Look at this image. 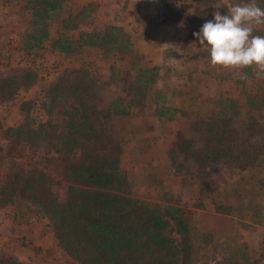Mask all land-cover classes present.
I'll list each match as a JSON object with an SVG mask.
<instances>
[{
	"label": "trees",
	"instance_id": "1",
	"mask_svg": "<svg viewBox=\"0 0 264 264\" xmlns=\"http://www.w3.org/2000/svg\"><path fill=\"white\" fill-rule=\"evenodd\" d=\"M24 9L32 17L33 46L48 41L51 51L67 58L80 55L85 47L97 49L109 64V75L102 82L85 65L66 68L33 99L19 103L13 126H0V140L15 146L14 152L4 155L9 162L0 170V211L11 222L21 223L27 216L31 217L26 224L46 220L62 264H196L183 212L143 197L124 163L126 144L119 134L125 130L116 126V120L134 117L164 97L151 90L155 82L146 69H137L130 82L117 80L111 58L126 48L119 40L125 37L122 30L114 26L102 32L79 30L71 40L68 33L85 19L86 5L74 12L66 0H25ZM199 9L198 16L211 14L209 7ZM53 11L63 15L54 25L48 21ZM51 30L55 31L50 34ZM29 47L24 43L22 51ZM28 77L23 73V81ZM22 85L28 89L33 82L21 84L15 77H4L0 93L13 98ZM243 97L241 104L218 100L205 121L192 123L195 137H177L179 146L169 156L171 167L179 172L185 162L221 163L240 172L264 174V90ZM197 142L200 145L194 147ZM23 153L30 159L28 169L10 160ZM159 187H146L147 193ZM171 231L177 241L168 234ZM0 264L23 263L8 256L1 257Z\"/></svg>",
	"mask_w": 264,
	"mask_h": 264
},
{
	"label": "rangeland",
	"instance_id": "2",
	"mask_svg": "<svg viewBox=\"0 0 264 264\" xmlns=\"http://www.w3.org/2000/svg\"><path fill=\"white\" fill-rule=\"evenodd\" d=\"M6 1L0 2V11L8 7L13 0ZM133 1L135 3L136 1L140 2V0ZM245 2L246 0H194L193 7L176 12L177 14L174 16L175 13L167 12L174 4L168 0L164 1L165 14L163 13L162 20L168 22L175 19L176 21L188 22L186 31L189 35L187 37H194V32H198L205 22L213 19V12L219 10L223 14L231 5ZM255 2L264 8V0H255ZM66 4L74 12L80 11L86 5L85 19L77 25V29L68 33L71 40L76 39L79 30L90 31L94 28L95 32H102L107 27L120 28L125 37L120 36L119 40L124 41L126 48L122 49L121 46L117 45L116 47L122 50L114 52L111 58L116 69L117 80L130 82L137 73V69H146L151 73V79L154 82L156 80L159 82L158 85L156 82V86L153 85L151 90L160 91L164 97V92L169 89L166 85L169 67L163 65V61L160 62V66L156 63L150 68L142 66L141 50L145 48V44L143 45V38L137 34V31L127 29L128 22L124 21L130 15L127 3L119 11L121 13L120 20L115 17V14H111V0H66ZM203 5L204 8L209 7L210 15L203 13L198 16L199 8H202ZM26 16L21 29V39L14 40L11 47L5 44L6 39L1 38L2 40H0V79L10 76L15 77L21 84L33 82V85L28 89L23 88L22 85L13 98L0 93V126L2 129L11 127L18 121V105L21 101L33 99L40 89L64 69H77L79 66L85 65L86 70L102 82H106V77L109 75V64L102 61L101 53L97 49L85 47L80 55H72L67 58L51 51L48 47V41L37 42L36 46H33L34 39L29 37L32 33V27L29 25L32 18L31 13L28 12ZM60 16H63L60 11L50 12L48 14L49 23L56 24L61 18ZM134 16L132 15L130 18L133 19ZM53 31L51 30L50 34ZM178 33L179 30H177ZM254 34H264V26H260ZM25 39L30 40L27 42ZM15 42L21 45L18 50ZM24 43L30 47L22 51ZM229 71H224L222 74L224 80H226L225 77L232 74V71ZM23 73L29 74L28 82L23 81ZM238 74L240 77L237 80L225 82L223 85L225 92L219 96L217 101L221 100L223 103V100H232L241 104L245 102L243 93L257 94L264 90V80L256 78L254 69H244ZM145 100L146 102L150 101L149 95ZM159 100L156 98L155 105L150 103L145 109H140L138 115L130 118H119L115 122L116 126L121 127L123 131L125 130L119 134V137H122L126 144L124 163L139 185V193L143 194L145 198L173 205L183 212L190 226L188 236L196 264H263L264 245L258 248L247 245L243 234L238 235L232 220H227V218L234 216L235 214L232 215V212L237 210L241 211L242 215L246 212H252L251 222L264 227V174L242 173L221 163H203L195 166L192 162L181 163L180 171L177 172L175 165L174 168L171 167L169 161L170 153L175 150V146H179L177 141L175 142L176 138L179 136L195 137L196 134L190 131L192 123L206 119L186 122L179 119V115L169 108H165L168 110L167 112L159 110V107H164V102ZM152 106L159 116L157 122L152 120L154 112ZM241 112L243 113V110ZM168 117L170 119H167ZM0 138H2L1 129ZM156 138L157 141L152 140ZM1 140L0 170L9 162L4 158V155L15 151V146ZM199 145L200 143L197 142L194 147ZM25 155L26 153L23 155L13 154L10 156V160L22 169H28L30 168V159L24 158ZM177 161V163L181 162V160ZM150 176L152 180L149 179ZM153 185L160 187L148 194L146 189ZM221 187H224L226 191L218 197L216 191ZM216 196L221 203H225L219 204L221 205L218 206L219 211L214 209L217 206H213L216 204ZM243 200L255 202L250 206L246 204L244 207L239 205L227 206L230 203H239ZM213 212L221 213L220 218L212 214ZM223 216H227V218H221ZM30 217H24L25 221L21 223L11 222L8 214L5 211H0V256L2 258L11 256L23 264H62L64 258L54 246L47 221L35 219L26 224ZM240 228L242 229V227ZM168 234L174 241L178 240L177 235L172 231Z\"/></svg>",
	"mask_w": 264,
	"mask_h": 264
},
{
	"label": "crops",
	"instance_id": "3",
	"mask_svg": "<svg viewBox=\"0 0 264 264\" xmlns=\"http://www.w3.org/2000/svg\"><path fill=\"white\" fill-rule=\"evenodd\" d=\"M2 1L7 2L6 0H0V2ZM24 1L13 0L8 7L0 11V40H2L1 38L6 39L5 44H8V47L13 45L14 40L21 39V29L27 17L26 14L29 12L24 9ZM164 1L168 0H140L136 3L133 0H111V14H115V17L120 20L121 13L119 11L127 3L128 13L130 14L129 18L124 19L128 22L127 29L137 31V34L143 38V45L145 44V48L141 50L142 66L150 68L155 66V63L160 66V62L163 61V65L169 67L168 82L166 84L169 89L164 92L163 106L175 111L179 115V119L186 122L205 120L209 117L211 111L216 108L214 104L217 103L219 96L225 92L223 88L225 82L229 83V81L237 80L240 77L238 73L241 70H230L232 74L225 77L227 81L224 80L222 74H224V71L228 72L229 70L210 67L206 54L198 49L199 45L196 43L195 38L187 37L189 35L186 31L188 22L182 20L164 22L162 20L165 7ZM169 1L174 3L170 11L177 14L176 12L193 7L194 0ZM5 2L4 4L7 5ZM132 15H135L133 19L130 18ZM177 30H179L178 34ZM16 44L18 50L21 45ZM154 85L156 86V84ZM153 108L152 106V110H154L152 120L157 122L159 116L155 114ZM149 112L151 113V111ZM152 140L157 141V138ZM259 174L258 172L257 175ZM225 191L226 189L221 187L216 191V194L220 197ZM217 196L215 197L216 204L213 205L217 207H211L219 211L218 206H221L219 204L223 205L225 203H221ZM254 202L243 200L239 203H230L227 206L239 205L244 207L246 204L250 206ZM232 213V215H235L221 218L232 220L231 222L236 227L235 231H238V235L243 234L247 245L253 248L264 245V227L251 222L253 213L246 212L242 215L239 210ZM212 214L218 216V218L221 216V213L218 212Z\"/></svg>",
	"mask_w": 264,
	"mask_h": 264
},
{
	"label": "clouds",
	"instance_id": "4",
	"mask_svg": "<svg viewBox=\"0 0 264 264\" xmlns=\"http://www.w3.org/2000/svg\"><path fill=\"white\" fill-rule=\"evenodd\" d=\"M212 16L213 19L193 33L198 49L206 54L210 67L254 69L256 78L264 80V35L254 34L264 26V8L255 0H246L231 5L223 14L217 10Z\"/></svg>",
	"mask_w": 264,
	"mask_h": 264
}]
</instances>
